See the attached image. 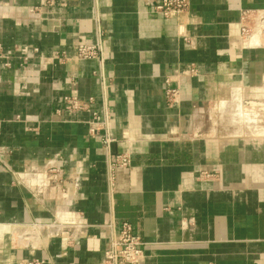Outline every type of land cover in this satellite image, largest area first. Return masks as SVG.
Segmentation results:
<instances>
[{
	"label": "crops",
	"instance_id": "obj_1",
	"mask_svg": "<svg viewBox=\"0 0 264 264\" xmlns=\"http://www.w3.org/2000/svg\"><path fill=\"white\" fill-rule=\"evenodd\" d=\"M157 1L0 0V264H105L124 221L142 264H264V133L206 123L264 115V0Z\"/></svg>",
	"mask_w": 264,
	"mask_h": 264
},
{
	"label": "built area",
	"instance_id": "obj_2",
	"mask_svg": "<svg viewBox=\"0 0 264 264\" xmlns=\"http://www.w3.org/2000/svg\"><path fill=\"white\" fill-rule=\"evenodd\" d=\"M189 6V0H161L151 4L153 11L166 17H177L184 13ZM247 18V13L245 15ZM243 31L250 33V28L244 26ZM37 50V48H34ZM103 45L100 42H80L76 46V55L82 59H93L103 56ZM58 57L64 58L65 50L56 52ZM0 58H5L4 65L10 66L11 61L0 45ZM26 58V57H25ZM179 88L168 83L166 97L170 103L178 101ZM93 102V98L87 101L79 100L77 97H65L67 109L80 110L88 108ZM101 117L98 112H94L93 119L89 123V133L93 136H101L105 147L110 148L111 138L108 135H101ZM112 171L117 169H128L132 166L131 155L128 152L115 154L110 162ZM56 176V173H54ZM146 242L135 233L131 222L124 221L121 224L119 233L113 240L111 246L104 251L105 264H142L145 256L144 247ZM26 264H43V260L35 259L27 261Z\"/></svg>",
	"mask_w": 264,
	"mask_h": 264
},
{
	"label": "rangeland",
	"instance_id": "obj_3",
	"mask_svg": "<svg viewBox=\"0 0 264 264\" xmlns=\"http://www.w3.org/2000/svg\"><path fill=\"white\" fill-rule=\"evenodd\" d=\"M228 114L221 113V110H209L206 123L209 128H213L217 133L216 127L233 128L231 133L262 135L264 133V115L259 114H240L233 115L232 110ZM236 117V118H234Z\"/></svg>",
	"mask_w": 264,
	"mask_h": 264
},
{
	"label": "bare ground",
	"instance_id": "obj_4",
	"mask_svg": "<svg viewBox=\"0 0 264 264\" xmlns=\"http://www.w3.org/2000/svg\"><path fill=\"white\" fill-rule=\"evenodd\" d=\"M264 131V130H263ZM263 135V134H262Z\"/></svg>",
	"mask_w": 264,
	"mask_h": 264
}]
</instances>
